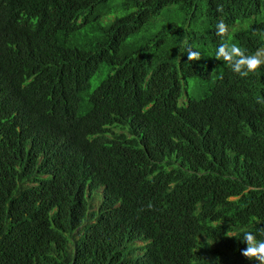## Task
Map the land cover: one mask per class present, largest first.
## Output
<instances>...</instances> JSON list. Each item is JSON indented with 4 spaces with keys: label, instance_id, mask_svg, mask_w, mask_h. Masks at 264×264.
Instances as JSON below:
<instances>
[{
    "label": "trees",
    "instance_id": "16d2710c",
    "mask_svg": "<svg viewBox=\"0 0 264 264\" xmlns=\"http://www.w3.org/2000/svg\"><path fill=\"white\" fill-rule=\"evenodd\" d=\"M156 1L160 5L169 3V0H0V4L10 8L6 30L0 22V125L8 122L12 108L33 99H38L43 106L47 101L44 98L46 96L53 100L56 109L45 108L42 112L52 113L57 122H42L41 128L46 135H51V131L56 128L54 140L64 136L75 126V122L68 109L60 105L63 95L61 79H70L69 84L65 83L68 85L65 93L78 96V101L85 96L91 86L90 78L103 64L109 67L108 74L113 73L108 78L109 82L140 80L146 66L154 67L155 74L150 78L152 83L162 79L175 85L188 80L203 86L205 78L212 77V72L223 82L220 88L213 89L215 99L207 102L195 100L197 108L187 109L181 115L182 118L198 115V118L194 120L196 125L186 132L187 135L192 134L187 141L188 154L192 158L176 166L166 176V179L175 180L179 188L170 200L174 217H160L146 208H140L131 199V208L124 210V214L135 211L141 215L140 219L143 217L140 229L134 234H130L133 233L132 229L126 232L122 223H112L105 214H99L93 225H86L83 223L86 184L81 181L75 184L67 176V170L63 169L52 179L45 177L48 166L40 163L36 173L31 171L34 175L29 178L39 183L29 189L40 191V186L46 183L43 190L48 202L51 207H57L59 212L69 217L68 227L64 231L54 229L46 209L33 216L32 207L29 206V215L15 208L11 201L0 197V237H10V243L0 247L6 257L0 254V264H186V260L176 254L196 245L200 248L208 246V243L199 241L197 235L201 234V222L209 211L212 214L206 222L208 228L205 234L212 238L211 247L214 244V249L207 250L212 264L250 262L241 254V250L247 247L242 242V230L258 234L257 239L264 240L262 170L253 181L260 189L246 190L247 185L235 187L231 193L236 195L233 200L226 198L221 185L210 182L206 186L205 180L193 184L189 172L193 165L202 164L214 176V181L230 172L240 177L244 171L243 164L239 162L222 168L211 156L230 149H244L254 140L263 142L262 148H257L256 152L264 165V137L252 118L258 105H251L257 100L264 101V68L257 74H250L248 78L233 73L223 61L215 59L219 37L215 30L211 35L204 26L200 27L196 38L188 45L200 52V60L185 61L184 56L177 59L174 39H170L171 45H166L161 43L166 39L164 34L159 35L157 28L151 30V26L155 25L152 14L156 12ZM175 1L180 3V9L189 8L191 3V0ZM219 4L230 6L229 26H233L238 20L241 22L258 14L260 7L257 4H264V0H208V7ZM256 23L258 29L264 31V15ZM153 35L157 37L155 41L148 37ZM229 35L232 42L245 48L257 44L251 42L254 35L245 30L243 24H240V30ZM204 38L209 41V47ZM48 45L53 51V63L44 61L39 53L40 49ZM30 56L38 60L34 67L38 72V81L42 83L23 87L16 80L17 70L11 72L10 63ZM32 65L28 64V67ZM124 91L122 88L113 93L112 105L111 89L95 99L90 118L104 120ZM170 96L171 93L159 96L160 100H165L162 104L164 108L156 110L151 116L165 128L178 118L168 110ZM146 101L129 96L123 103V111L135 118ZM217 103L221 109V120L208 127L210 117L218 114ZM260 104L264 105V102ZM242 119H245V123L241 122ZM180 129L184 131L186 126H180ZM161 140L170 141L164 136ZM3 154L8 158V147L0 142V160ZM13 163H18V160ZM161 173L163 171L150 179ZM10 177L14 178L11 166L6 168L4 175L0 173V180ZM249 185L252 186V182ZM96 186L93 184L88 187L92 189ZM8 193V188L2 184L0 196ZM126 193L134 195L129 188H126ZM103 194L106 199L113 197L114 188L106 186ZM147 197L153 198L155 195L149 193ZM108 207V200L104 199L102 209ZM187 219L196 220L184 225L181 230ZM212 219L222 221L227 229L237 232L230 243L218 242L213 236ZM32 227L39 231L35 232ZM27 237L32 240L25 239ZM135 239L141 240L143 245H134ZM157 252L160 254L159 261Z\"/></svg>",
    "mask_w": 264,
    "mask_h": 264
},
{
    "label": "clouds",
    "instance_id": "9594fccd",
    "mask_svg": "<svg viewBox=\"0 0 264 264\" xmlns=\"http://www.w3.org/2000/svg\"><path fill=\"white\" fill-rule=\"evenodd\" d=\"M179 5L180 3L175 0H169V3L165 5H160L156 1V12L152 14L154 22H157L163 15L165 16L158 23L157 30L160 31L158 34H164L166 39L161 43L166 45H171L170 39H174L177 45L175 49L177 59L184 56L185 61L200 60V52L188 45L196 38L200 27L204 26L211 35L215 30V34L219 37L220 44L215 51V59L223 61L233 73L241 78H248L250 74H257L264 68V34H262L264 31H260L256 23V20L264 15V4H257L260 7L258 14L241 22L238 20L233 26H229V5L219 4L208 7V0H191L187 9H180ZM207 9L208 13H206ZM9 10L8 6L0 4V22L4 25V30L9 25L7 18ZM192 18L193 21H191ZM240 24L244 25L245 30L252 32L254 38L251 42L257 44L245 48L231 41L229 34L240 30ZM156 36L148 37L154 39ZM204 42L208 47L210 46L206 38H204ZM39 53L44 61L53 63V51L49 45L40 49ZM37 62L36 58L30 56L27 59L22 57L17 62L10 63L11 72L17 70L16 80L20 86L33 87L42 83L38 81V72L34 67ZM28 64L33 65L28 67ZM153 69L154 67L146 66L140 80L126 83L109 82L108 78L113 73L108 74L109 67L103 64L90 78L91 86L86 91V98L85 96L80 97L78 101H76L78 96L65 93L68 87L65 83L69 84L70 79H61L60 88L63 95L60 105L71 113L75 126L56 140H54L56 128L51 131V135H46L40 125L42 122L52 124L57 122L52 113L42 112L45 108L56 109L51 98L44 96L47 101L43 106L40 101L38 102V99H33L12 108L8 115V122L0 125V142L8 147L10 161L9 164L7 155L3 154L0 160V173L4 175L6 168L11 166L14 178L0 180V186L4 184L9 190L8 194L0 197L11 201L15 208H19L29 215V206L32 207L33 216L41 214L42 209H46L52 227L64 231L68 227L69 217L59 212L57 207L50 206L43 190L46 183L40 186V191L29 189L30 186L39 183L31 181L29 178L36 173L37 166L44 163L48 166L45 177L49 176L52 179L59 170L63 169L67 170V176L72 178L75 184H79L80 181L86 184L84 193L86 206L83 211V223L86 225H93L99 214H105L112 223H122L126 232L132 229L133 233L130 234H134L136 230L140 229L143 217L140 219L141 215L135 211L129 215L124 214V210L127 211L131 208V199H134L140 208H146L160 217H174L170 208V200L179 188L175 180L166 179V176L176 166L192 158L188 154L187 145L192 134L187 135L186 132L196 125L197 122L194 120L198 118V115L193 118H182L181 115L187 109L197 108L195 100L201 99V102H207L215 99L213 89L220 88L223 82L219 81L217 74L212 72V77H206L203 86L197 85L200 91L193 94L190 91L188 80L186 83L182 81L181 84L175 85L168 81L164 82L162 79L157 83H152L150 78L155 74ZM95 76L98 77V81L92 86V79ZM122 88L125 89L124 93L121 94L104 120L90 118L93 113L92 102L94 103L95 99L102 97L105 92L111 89L112 105L113 93ZM162 93H171L168 110L178 117L177 121L167 128L160 121L151 118L156 110L164 108L162 104L165 103V100L159 99ZM37 95L41 96V94ZM129 96L139 101L147 99L141 107L140 114L135 118L129 117L123 111V103ZM261 100L251 103L252 106L258 105L252 118L259 125L264 137V105L260 104L264 101ZM217 109L218 114L210 117L208 127L221 120V109H219L218 103ZM241 122L245 123V119H242ZM180 126H186V129L181 131ZM162 136L169 138L170 141L163 142ZM262 143L260 140H254L244 149H230L211 156L212 160L222 168L231 167L240 162L241 165H244L242 176L238 177L234 172H230L222 176V179L216 178L214 181V176H211V173L201 164L193 165L189 169L190 181L195 184L205 180L206 186L210 185V182L221 185L228 200L236 198V195L231 194L235 187L247 185L246 190L260 189L253 181L259 176L261 170L264 173V165L261 164L260 156L256 152L257 148H262ZM17 160L18 163H13ZM31 171L34 174H31ZM160 171L163 173L150 179L158 175ZM250 182H252V186L249 185ZM93 184H97V186L90 189L88 186ZM106 186L114 188L113 197L108 199L104 198L103 194ZM126 188L131 189L134 195H128ZM149 193H153L155 197L148 198ZM104 199L108 200L109 207L103 210ZM211 214L212 211L207 213L206 218L201 222V234L197 235L198 240L208 243V246L200 248L196 245L192 248H185L176 254V256L185 259L186 264L213 263L208 258L207 250L214 249V244L211 247L212 238L205 234V230L208 228L206 222L211 219ZM193 220L196 219H187L180 229L183 230V226ZM211 225L214 226L213 236L217 238L218 242L230 243V240L237 234L235 230L227 229L220 220L212 219ZM32 230L39 231L34 227ZM242 231V242L247 247L241 250V254L250 260L244 264H264V240H258L256 236L258 234L247 230ZM25 239L32 240L30 237ZM9 240L10 237H0V247L7 246L10 243ZM134 245H143V242L136 240ZM0 254L6 259L1 250ZM157 257L159 261L160 254L158 252Z\"/></svg>",
    "mask_w": 264,
    "mask_h": 264
},
{
    "label": "rangeland",
    "instance_id": "374dc122",
    "mask_svg": "<svg viewBox=\"0 0 264 264\" xmlns=\"http://www.w3.org/2000/svg\"><path fill=\"white\" fill-rule=\"evenodd\" d=\"M164 18H165L164 15H163L161 18H159V20H158L157 22H155V25L151 26V30L156 29V28L158 27V23H159V21H161V20L164 19ZM143 35H146V34H143ZM144 37H147V35L144 36ZM97 81H98V77L95 76V77L92 79V86H94V85L97 83ZM190 91H191L193 94H197V93L200 91V89L197 87V85H196L194 82H190Z\"/></svg>",
    "mask_w": 264,
    "mask_h": 264
}]
</instances>
